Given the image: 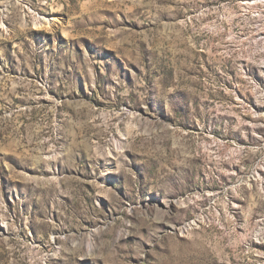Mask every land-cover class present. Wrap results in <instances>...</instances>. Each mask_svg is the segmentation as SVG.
Here are the masks:
<instances>
[{
    "label": "rangeland",
    "instance_id": "obj_1",
    "mask_svg": "<svg viewBox=\"0 0 264 264\" xmlns=\"http://www.w3.org/2000/svg\"><path fill=\"white\" fill-rule=\"evenodd\" d=\"M0 264H264V0H0Z\"/></svg>",
    "mask_w": 264,
    "mask_h": 264
}]
</instances>
